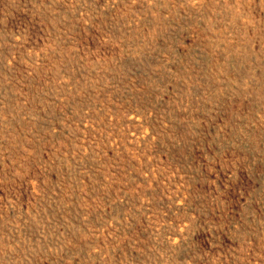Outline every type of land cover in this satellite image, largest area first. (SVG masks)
<instances>
[{"label": "rangeland", "instance_id": "rangeland-1", "mask_svg": "<svg viewBox=\"0 0 264 264\" xmlns=\"http://www.w3.org/2000/svg\"><path fill=\"white\" fill-rule=\"evenodd\" d=\"M0 264H264V0H0Z\"/></svg>", "mask_w": 264, "mask_h": 264}]
</instances>
